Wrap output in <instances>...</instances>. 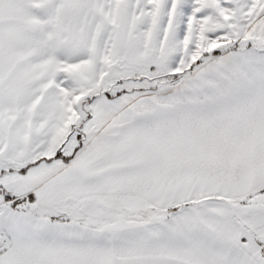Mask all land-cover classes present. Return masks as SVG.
<instances>
[{
    "label": "snow or ice",
    "instance_id": "6c2138e0",
    "mask_svg": "<svg viewBox=\"0 0 264 264\" xmlns=\"http://www.w3.org/2000/svg\"><path fill=\"white\" fill-rule=\"evenodd\" d=\"M0 264H264V0H0Z\"/></svg>",
    "mask_w": 264,
    "mask_h": 264
}]
</instances>
